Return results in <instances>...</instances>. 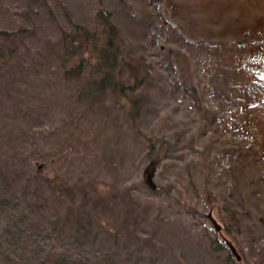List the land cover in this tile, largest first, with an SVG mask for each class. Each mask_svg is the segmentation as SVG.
Returning a JSON list of instances; mask_svg holds the SVG:
<instances>
[{"label":"rangeland","instance_id":"obj_1","mask_svg":"<svg viewBox=\"0 0 264 264\" xmlns=\"http://www.w3.org/2000/svg\"><path fill=\"white\" fill-rule=\"evenodd\" d=\"M62 1L71 18L82 24L91 23L98 2L105 3L122 34L129 39L131 54L145 53L148 60L166 66L174 60L163 49L170 46L181 49L182 46L178 45L179 42L172 43L174 38L170 35V26L161 23L163 16L154 17L156 24L147 22L149 11L153 14L171 12L169 18L181 27L178 33L188 38L202 35L217 38L230 26L250 25L258 20L256 18H264V0L251 4H246L245 0H167L164 4L161 0H146L145 3L143 0ZM45 3H48L51 13L40 0H0V28L33 26L34 34L27 37L26 42L46 51L48 38L55 40L58 37L56 21L60 22L62 16L53 0H45ZM166 29L165 34L161 33ZM259 31L264 29L259 28ZM166 35L168 42L164 39ZM180 76L179 70L165 67L159 80L167 83ZM19 81L11 98H0V264H5L2 252L9 242L15 243L13 238L23 246L22 260L33 264L57 234L52 204H57L58 200L50 183L41 181L42 189L36 200L24 197V194L33 192L35 169L33 161L15 155L21 150L27 154L31 142L40 144L38 151L42 150V159L37 165L51 182L59 178L81 188L87 180L99 184L115 182L119 187H133L132 194L137 191L154 203L149 214L153 220L156 218L155 222L141 224L136 235L117 237L99 228L85 230V237L69 230L61 234L64 236L60 235L59 251L67 256L66 264H228L232 255L226 241L239 254L237 263L264 264V216L260 218V213L253 206L246 211L238 206L237 199L242 201L246 183L244 186L237 182V176L234 177V174H240L232 167L239 160L240 152H229L227 138L230 134L218 141H214L217 136L210 134L207 135V138H212L210 140L199 138L212 128H199L195 120L186 115L182 104L172 98L176 96L153 90L146 108L148 114L144 117L146 130L154 119L152 107L159 106L171 117L169 124L174 129L178 128V134L191 132L187 137L182 136L184 139L179 148L183 149L175 154L177 157L171 165L168 162L166 168L163 166L153 174L154 184L171 187L169 194L153 193L142 181L147 161L125 126L118 128L116 133L110 122L99 121L91 114L81 119L74 117L73 121L69 119L66 109L76 89L74 80H63L59 73L52 75L42 71L37 76L27 75ZM214 88H206L202 98L211 112L221 114L218 118L228 122L227 116L233 113L232 102L227 93L218 99ZM246 100L248 105L252 104L250 97ZM249 113L250 117L244 110L242 115L247 125L255 129L251 146H256L259 153L264 151L260 145L264 135V103L252 107ZM154 127L155 123L151 128ZM224 127L230 129L227 125ZM224 127L221 126L222 129ZM202 162L208 168L206 166L205 169ZM205 171H208L212 189L220 200L212 207L205 201L199 186ZM238 180L244 181L241 177ZM223 205L227 207H221ZM209 211L221 225V230L213 229L206 217ZM9 222L25 227L22 237L16 235V229L20 227L12 224L9 225L12 240L8 239V229L5 231V228ZM214 242L224 245L219 252L213 247ZM20 250L16 246L14 254ZM24 255L32 258L26 259Z\"/></svg>","mask_w":264,"mask_h":264},{"label":"trees","instance_id":"obj_2","mask_svg":"<svg viewBox=\"0 0 264 264\" xmlns=\"http://www.w3.org/2000/svg\"><path fill=\"white\" fill-rule=\"evenodd\" d=\"M40 1L51 13L48 3H45V0ZM155 1L157 0H151V2ZM165 1L167 0H161V3L164 4ZM261 1L245 0V3ZM53 2L60 9L62 20L56 21L58 37L55 40L48 38L49 47L46 51L26 42V38L34 34L33 26H18L16 29L0 28V98H11L12 91H15L13 88L20 83V79L27 75L37 76L42 71L52 75L59 73L63 80H74L76 89L66 109L69 119L73 121L74 117L81 119L91 114L99 121L110 122L115 127L116 133L118 128L125 126L129 135L139 144L147 161L142 172L143 184L153 193L168 195L171 187H159L155 184L156 187L151 188L147 184L145 169L149 166L155 173L163 166L166 168L168 162L171 165L173 159L177 157L175 154L183 149L179 148L184 139L182 136L187 137L191 132L186 131V135L183 132L178 134V128L174 129L169 124L171 117L159 106L152 107L154 119L148 130L144 127V117L148 114L146 108L149 107L148 102L153 90L157 89L158 93L170 97L174 95L177 98H172L182 104L183 109L187 111L186 115L195 120L199 128L206 129L209 126L212 128V131L207 130L199 138L210 140L212 138H207L210 134L217 136L214 141H218L230 134L227 138L229 152H240L239 160L232 166L240 174H234V177L237 176V182L243 183L244 186L246 183L242 201L239 202L237 199L238 206L243 211L253 206L262 218L264 216V151L257 153V147L251 146L255 129L247 125L242 112L245 110L250 117V109L259 103H264V31H259V28L264 29L262 26L264 18H256L258 20H254L255 22L250 25L242 23L238 24L239 26H230L217 38L212 35L188 38L178 33L181 27L169 18L171 12L153 14L149 11L147 22L153 24L154 17L163 16L161 23L170 26L169 32L174 38L172 43L179 42L178 45L182 46L181 49L174 46L163 49L174 60L166 66L148 60L145 53L131 54L129 39L122 34L112 11L105 3L98 2L91 23L82 24L71 18L62 0H53ZM143 2L145 3L146 0ZM166 32L167 29L161 33ZM166 36L164 39L168 42V35ZM211 38L213 40H210ZM165 67L179 70L181 76L162 83L159 76ZM206 88H214V94L218 99L223 98L226 93L229 95L233 113L227 116L228 122L218 118L221 114L208 109V103L202 98ZM248 97L251 98L250 105L246 100ZM241 108L242 111H238ZM154 123L155 127L152 129ZM224 125L229 126L230 129H225ZM261 137L260 145L264 148V135ZM247 145L249 147L245 148ZM39 147V143L31 142L27 154L24 155L21 150L15 155L17 158L33 161V169H35L33 192L29 195L24 194V197H30L32 201L36 200L37 194L42 189L41 181L47 180L58 200L57 204H52L55 212L53 225L57 234L48 243L41 258L33 264H66L67 256L59 251V240L64 236L61 234H65L68 230L78 232L85 237V230L99 228L111 232L114 236L124 237L136 235L138 227L143 223L155 222L156 218L154 217L153 220L149 214L154 203L137 191L135 195L132 194L133 187L125 185L119 187L115 182L99 184L87 180L81 188L76 183L60 181L59 178L52 180V183L42 175V170L37 165L42 159V150L38 151ZM202 166L206 169L207 164L202 162ZM240 177L244 179L243 182L238 180ZM190 184L192 185V182ZM199 186L210 207L220 201L212 189L208 171L204 172ZM177 191L181 193L180 190ZM225 200L227 201L223 199ZM228 204L232 206L231 202ZM232 211L238 213L235 208H232ZM12 224L20 227L17 222L8 223L5 231L8 229L7 237L10 241L12 239L9 225ZM23 224L28 226L24 221ZM25 230L22 225L16 229V235L20 234L22 237ZM13 241L15 243L9 242L2 252L5 264H32L22 260L23 246L18 244L17 238H13ZM212 245L217 252L220 251L221 246H224L217 242ZM16 246L21 249L17 255L14 254ZM231 255L228 264H239L236 256L232 253ZM24 257L32 258H27L26 255Z\"/></svg>","mask_w":264,"mask_h":264},{"label":"water","instance_id":"obj_3","mask_svg":"<svg viewBox=\"0 0 264 264\" xmlns=\"http://www.w3.org/2000/svg\"><path fill=\"white\" fill-rule=\"evenodd\" d=\"M153 174H154L153 171H152L151 168L148 166V167L145 169V180H146L147 184H148L151 188H155V187H156V185L153 183ZM206 217H207V219L210 221V223H211V225H212V227H213V229H214L215 231H219V230H221V228H222L221 225L218 224V222L216 221V219L212 216L211 211H209V212L206 214ZM226 243H227V246H228V248L230 249L231 253H232L233 255H235L236 258L239 260V259H240V256H239V254L236 252L235 247H234L230 242H228V241H226Z\"/></svg>","mask_w":264,"mask_h":264}]
</instances>
